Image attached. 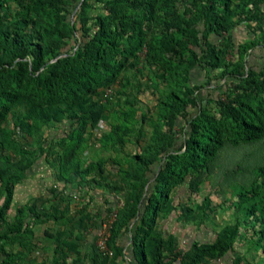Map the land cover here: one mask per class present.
Listing matches in <instances>:
<instances>
[{"label": "trees", "instance_id": "1", "mask_svg": "<svg viewBox=\"0 0 264 264\" xmlns=\"http://www.w3.org/2000/svg\"><path fill=\"white\" fill-rule=\"evenodd\" d=\"M8 1L18 0H0V10H7ZM77 1L80 7L69 22H64L62 13L68 0L20 2L22 10L12 20L6 12L0 16V126L11 116L17 128L0 139V183L4 192L0 203V243L30 236L26 218L42 220L32 207L18 208L15 223L2 230L14 185L36 160L26 158L30 152L18 137L25 141L29 137L37 139L43 126L66 117L94 126L104 117V110L93 95L98 88L110 87L144 47L148 60L164 71L161 77L167 81L168 89L157 101L158 122L151 130L149 142L139 154L130 156L137 182L130 203L131 215L126 220L133 264H167L166 260L206 264L222 257L240 234L238 224L223 226L213 242H193L182 254L170 250L166 255L163 238L155 227L156 217L170 204L169 193L189 173L196 172L198 181L213 172L224 147L264 140V65L255 64L264 50V0H191L182 14L174 6L176 0H96L104 3L106 13L95 16L93 31L85 14L88 0ZM143 20L154 22L148 41L140 28ZM242 23L254 38L237 46L236 60L231 63L226 57L233 50L232 32ZM79 31L86 40L78 42L74 52H63L66 40L76 41ZM211 34L219 37L218 47L209 40ZM194 47H201L204 53L202 68L206 72L208 67L225 71V90L214 100L216 112L201 106L198 92L202 85L187 83L188 70L200 63ZM231 65L233 69L226 70ZM229 78L231 82H227ZM75 107L78 111L73 113ZM22 108L23 114L19 112ZM188 108H196L197 112L190 114ZM135 111L131 106L121 114L122 120L103 137L105 145L116 150L127 137L136 134ZM179 117L187 125L179 136L162 129L163 123ZM83 142L80 128L60 140L58 177L65 183L81 176L75 154ZM12 151L20 156L18 162L12 161ZM23 159L26 160L22 164ZM155 163L158 170L145 190L146 173ZM97 167L101 171L100 165ZM15 170H19V175ZM257 175L261 181L250 190L252 196L239 195L241 203L262 197L260 207L251 206L253 213L264 212V166L258 167ZM117 221L116 217L111 227ZM0 254L5 255L0 264L14 260L2 244ZM52 264H59V260L54 258Z\"/></svg>", "mask_w": 264, "mask_h": 264}, {"label": "rangeland", "instance_id": "2", "mask_svg": "<svg viewBox=\"0 0 264 264\" xmlns=\"http://www.w3.org/2000/svg\"><path fill=\"white\" fill-rule=\"evenodd\" d=\"M68 1L62 12L64 22L74 20L81 4L77 0ZM20 2L27 4L29 0L8 1L7 10H0V16L6 12L10 14L9 20H12L14 14L22 10ZM190 2L176 0L174 6L182 14ZM88 3L85 14L93 31L95 16L105 14L106 10L103 2L88 0ZM262 7L264 9V4ZM153 27V21L143 20L140 28L146 41L150 39ZM252 38L254 36L245 23L237 26L232 32L233 50L227 55V60L233 63L237 57V46ZM82 40H86V37L79 31L76 41L66 40L63 52H74ZM209 40L217 47L220 45L219 37L215 34H211ZM202 48L206 49L204 43ZM194 50L200 63L188 70L187 83L189 86L202 85L198 92L201 106L216 112L214 100L225 90V71L208 67L206 72L202 68L205 58L201 47H194ZM259 55L261 58L255 64L264 65V50ZM231 69L232 65L226 70ZM163 72L148 60L147 49L142 47L110 87L98 88L93 95V99L104 110V117L94 126L76 117H66L59 123L43 126L37 139L29 137L25 141L18 137L30 152L26 158L36 157V160L32 167L23 172L22 180L14 185L2 230L4 232L15 223L18 208L27 210L32 207L42 216V220L26 218L32 234L13 243L2 241L0 245L4 250L22 249L27 255L40 257L43 264H52L54 258L59 260V264H133L131 233L126 220L131 215L130 203L136 194L137 188L134 186L137 182L134 177L136 168L130 156L142 151L149 142L153 126L158 122L156 104L168 89L167 81L161 77ZM231 81V78L227 79V82ZM131 106L136 110V134L127 137L123 146L116 150L109 144L105 145L103 137L110 133L114 124L122 120L121 114ZM23 111L24 108L19 112L23 114ZM77 111L75 107L73 113ZM196 112V108H188V113ZM185 127V120L179 117L173 122L163 123L162 129L179 136ZM74 128H80L84 138L75 154L82 173L77 179L65 183L58 177L59 143ZM0 129V139L17 130L11 116ZM10 154L13 162L20 160L16 152ZM97 165H100L101 171H98ZM259 166H264V140L253 145L224 147L219 152L213 172L201 180L197 181L196 172L189 173L169 193L170 204L156 217L155 227L163 238L164 254L168 255L170 250L182 254L193 242H213L223 226L238 224L241 231L231 249L206 264H234L235 260L238 264H264V212L250 211L251 206H261L262 197H255L245 203H241L239 198L241 193L252 196L250 190L260 184L257 175ZM158 167L155 163L146 173L148 183L145 190L153 181ZM18 171L15 170L16 175H19ZM149 193H144V196ZM3 199V185L0 183V203ZM112 214H116L118 221L105 229L104 224H108ZM62 242H68L69 245H61ZM166 261L167 264H178L177 261Z\"/></svg>", "mask_w": 264, "mask_h": 264}, {"label": "crops", "instance_id": "3", "mask_svg": "<svg viewBox=\"0 0 264 264\" xmlns=\"http://www.w3.org/2000/svg\"><path fill=\"white\" fill-rule=\"evenodd\" d=\"M7 253H12L14 260L10 264H43V261L40 257H37L35 254L27 255L24 250H14L7 251ZM5 258V255L0 254V262Z\"/></svg>", "mask_w": 264, "mask_h": 264}, {"label": "built area", "instance_id": "4", "mask_svg": "<svg viewBox=\"0 0 264 264\" xmlns=\"http://www.w3.org/2000/svg\"><path fill=\"white\" fill-rule=\"evenodd\" d=\"M116 218V214H112L111 216V220L108 222V224H104V228L107 229V228H110L112 222L115 220Z\"/></svg>", "mask_w": 264, "mask_h": 264}]
</instances>
